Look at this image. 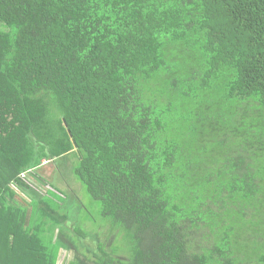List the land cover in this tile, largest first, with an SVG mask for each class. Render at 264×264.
I'll return each instance as SVG.
<instances>
[{"label": "trees", "instance_id": "trees-1", "mask_svg": "<svg viewBox=\"0 0 264 264\" xmlns=\"http://www.w3.org/2000/svg\"><path fill=\"white\" fill-rule=\"evenodd\" d=\"M71 153L105 235L39 172ZM62 247L264 264V0H0V264Z\"/></svg>", "mask_w": 264, "mask_h": 264}, {"label": "rangeland", "instance_id": "rangeland-1", "mask_svg": "<svg viewBox=\"0 0 264 264\" xmlns=\"http://www.w3.org/2000/svg\"><path fill=\"white\" fill-rule=\"evenodd\" d=\"M75 161L76 158L73 153H71L70 155H67L64 158L62 157V159H58L57 161L46 162L43 164V167L39 169V172L48 181L52 182L55 186L58 185V187L67 192L68 199L67 203L63 205V209L70 216V220L65 222V230L69 236L73 235V232L78 234L80 231H90L91 228H93L94 236H96V233L99 234L101 230L105 235L108 226H104L103 228L101 226L104 222V219L100 213V204L86 192L83 185L71 171V167ZM21 196L24 197L23 194H21ZM32 197H34L33 193L28 195L26 199L30 200ZM75 224H77V227L73 226ZM55 234L57 237L63 236V234L59 235L58 232H55ZM53 235L54 234H50V231H48L46 236H43V239L48 246H51L50 243L52 241ZM89 240L90 239L86 241ZM73 241L78 246L81 239L79 236H77L73 239ZM69 242L72 244L70 240ZM53 243L58 244L56 239L53 240ZM107 243H109V241H107ZM124 243L126 248L131 246L130 242L128 241H124ZM107 249L109 250V247H107ZM76 253L77 252L73 249L66 251V249L64 250L62 247L57 264H69L70 261L75 258ZM118 255H121V257L124 256V254ZM85 256H88V254H82V258L86 260L87 257ZM89 263L96 264L93 260H90Z\"/></svg>", "mask_w": 264, "mask_h": 264}]
</instances>
